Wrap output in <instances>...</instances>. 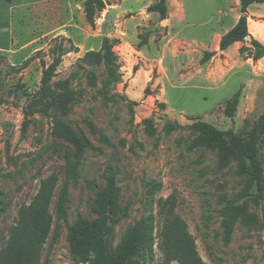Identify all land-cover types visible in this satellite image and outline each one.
Segmentation results:
<instances>
[{"label": "rangeland", "instance_id": "rangeland-1", "mask_svg": "<svg viewBox=\"0 0 264 264\" xmlns=\"http://www.w3.org/2000/svg\"><path fill=\"white\" fill-rule=\"evenodd\" d=\"M122 1L105 0L108 5ZM84 2L77 0L73 7L66 40L48 39L14 63L0 57V189L6 208L0 218V253L19 211L30 206L48 181L54 188L53 225L40 264H85L73 253L69 228L80 219L96 221L93 203L113 181L119 188L118 205L126 213L115 227L114 247L138 222H153L152 242L141 244L130 264H264L263 204L250 197L239 201L237 205L244 203V209L231 235H226L227 202L246 191L255 192L248 188L247 177L236 174L238 160L222 161L218 149L192 146L197 136L193 125L198 121L237 134L252 129L264 114V60L254 61L250 49L226 57L228 63L217 57L205 66L201 59L185 61L183 68L171 65L178 48L173 33L185 40L181 51H198L197 45L190 46L195 41H207L211 50L215 33L233 16H241L240 4L230 0L229 10L224 0H182L185 18L177 13L172 33L169 26L159 25L160 14L157 20L148 7L139 14L151 0L127 5L132 11L120 18L106 15V5L96 14L94 28L86 20ZM167 8L171 19L168 0ZM220 11L230 12L229 17L222 19ZM257 26L264 30V17L249 21L251 32ZM106 37L114 45L120 74L107 95L100 91L107 78L104 65L86 66L99 76L101 83L95 89L87 86L85 71L77 66L87 51H99ZM60 42L73 52L63 58L53 83L70 81L79 100L58 116L91 143L92 148L81 154L53 134V113L34 115L26 133L22 130L28 94L39 89L43 70L53 61L51 51ZM243 46L251 48V40ZM30 57H34L30 65L18 72L16 68ZM249 59L254 63L244 66ZM244 80L252 81L251 90L244 93L241 88L236 115L229 118L226 105ZM260 152L264 160V141ZM65 186L66 215L57 220L56 206ZM249 216L257 222H248Z\"/></svg>", "mask_w": 264, "mask_h": 264}, {"label": "trees", "instance_id": "trees-1", "mask_svg": "<svg viewBox=\"0 0 264 264\" xmlns=\"http://www.w3.org/2000/svg\"><path fill=\"white\" fill-rule=\"evenodd\" d=\"M12 2L13 0H7ZM253 4H264V0H240L241 16L237 24L226 33L220 40V50L225 51L235 43H245L251 38V48L243 46L241 53L254 49L251 57L254 61L264 58V45L256 40L249 32L248 10ZM106 9L104 0H85L84 13L89 25H96V14ZM167 0H159L148 8L150 13L158 12L161 20L167 19ZM66 40L64 37H58ZM56 38V39H58ZM60 42L51 51L53 61L44 68L39 89L28 94V103L24 108L23 133H26L31 117L36 114L50 115L53 113V134L65 142L76 147L79 154L92 148L83 136H81L66 120L58 116L59 112L79 99L77 91L70 87V81L53 83L57 75V69L63 62V58L73 51L69 50ZM110 38L103 39L99 51H87L77 66L85 71L87 86L95 89L100 82L99 76L93 70H87L86 66L104 65L107 78L102 84L100 91L107 95V89L120 81L118 57ZM78 52V48H75ZM251 51V50H250ZM215 56L213 52L205 53L201 63H206ZM1 57V56H0ZM34 57L28 58L22 66L16 68L18 72L24 71ZM73 79L78 77L73 74ZM82 93V92H81ZM242 91H238L234 99L230 100L225 108V115L234 118L240 103ZM113 100V96L109 98ZM136 106V102L131 103ZM197 136L192 142L193 147L204 146L218 149L219 158L222 161L234 158L239 166L236 174L247 177L248 188L255 192L246 191L239 198L227 202L223 215L226 216L224 223L226 235L230 236L233 226L239 218L245 204L237 205L245 198H252L256 204L264 205V160L261 157L260 146L264 141V114L254 123L252 129L246 134H237L233 130L223 131L209 123L198 121L193 125ZM55 187V184H54ZM119 188L110 181L105 190L98 192L92 206L93 213L97 216L96 221L78 220L69 228V243L79 263L85 264H130L139 250L141 244L151 243L153 232L152 220L140 221L128 229L124 240L117 248L114 247L115 227L126 217L121 212L117 198ZM3 192L0 189V218L6 212L3 205ZM54 197V188L48 181L42 183L38 195L33 199L29 207H22L16 226L11 230L6 248L0 253V264H40L44 246L50 236L53 216L51 203ZM67 200V188L62 189L56 206L57 220H63L66 215L65 203ZM151 223H150V222ZM248 222H257L254 216H249ZM56 238V237H55ZM54 238V239H55ZM201 264V263H197Z\"/></svg>", "mask_w": 264, "mask_h": 264}, {"label": "crops", "instance_id": "crops-1", "mask_svg": "<svg viewBox=\"0 0 264 264\" xmlns=\"http://www.w3.org/2000/svg\"><path fill=\"white\" fill-rule=\"evenodd\" d=\"M76 1L77 0H13L12 2H8L7 0H0V56L8 58L14 63L17 59L21 60L26 55H29L32 49V51H34V47H41L42 42H46L48 39L69 37L70 30L68 29L69 26L67 23L70 18L73 19V7H76ZM137 1L138 0H123V3L119 2V4L113 5H108L106 3L108 9L105 10V14L107 15L110 13L120 18L132 11L126 6H132L133 3ZM157 1L158 0H151L152 3L142 6L140 8L142 11L139 14L145 12L147 7L149 8ZM235 1L237 5L240 4V0ZM168 2L172 5V10L170 9L171 19L161 20L160 18L159 25L162 27L169 26L173 33V20L176 18L177 13L180 12L182 18H185V6L182 0H168ZM224 3L225 6L231 10V8H229L230 0H224ZM255 6L256 9H253ZM151 14L158 20L159 13L152 12ZM220 15L223 19V17H229L230 12L220 11ZM248 16V23L249 21L264 17V4H253L250 6ZM106 18L103 20L104 22ZM234 18L233 16L232 21L228 25H223L224 28L220 32L215 33L216 40L211 50H207V41H195L196 43H191L190 46L194 44L197 45L199 47L198 51L193 52L190 48H187V51H181L179 47H182L185 40L180 38L178 33H173V36L176 38H173L174 45L178 48L176 49V56L171 58L172 67L183 68V63H185V61L188 62L191 60L192 63V60H202L203 54L207 52L215 53V56L209 61L212 62L217 57H220L221 60H225L228 63V59L225 58H234L244 45L243 43H235L225 51L220 50L219 44L221 38L237 24L240 16ZM249 32L256 40L264 44V30L260 28V26L255 27L254 32H251V30H249ZM108 37H112V35L109 34ZM248 39L251 40L250 37ZM246 45L249 46L248 43ZM251 61L252 59H249L247 62L243 61V65H248ZM206 63H204L203 66H205ZM252 63L254 62L252 61ZM240 75L241 74L238 76ZM248 76L254 79L252 74L249 73ZM251 84L252 81L250 83L244 80L240 84L239 90L243 89L242 91L247 93L251 90Z\"/></svg>", "mask_w": 264, "mask_h": 264}]
</instances>
